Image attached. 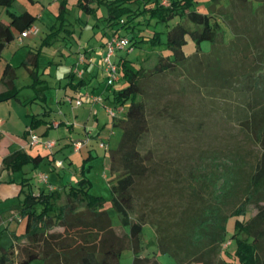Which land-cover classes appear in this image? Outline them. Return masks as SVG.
Listing matches in <instances>:
<instances>
[{
	"label": "trees",
	"instance_id": "obj_1",
	"mask_svg": "<svg viewBox=\"0 0 264 264\" xmlns=\"http://www.w3.org/2000/svg\"><path fill=\"white\" fill-rule=\"evenodd\" d=\"M169 1V6L163 7L160 0H77L79 9L89 15L95 16L100 7L105 9V14L97 18L104 24L102 35L126 39L127 52L139 43L149 44L152 49L164 45L161 33L151 28L179 19L166 31L168 53H153L156 57L152 67H137L124 58L113 60L119 80L111 103L114 107L126 102L129 105L124 119H113V126L120 127L122 136L117 149L108 150L110 205L119 216L120 227L127 232L112 225L104 210L105 201L89 193V180L82 173L80 180L64 192H40L37 196L25 192L18 212L24 232L13 236L16 244L2 249L0 264H31L36 260L43 264H119L125 249L132 252L131 264H159L157 254H169L177 264H264V88L256 80L262 83L260 77L251 83L253 86L247 84L242 95L248 99L235 109L238 128L256 151L247 154L249 159L233 160L229 186L218 199L204 198L203 186L189 191V181L173 166L174 162L158 159L153 151L142 149L149 131L144 81L173 72L189 61L182 51L188 35L197 46L208 41L224 54L221 18L192 10L194 0ZM234 1L243 5L249 2ZM14 2L0 0L9 19L8 24L0 21V55L15 35L36 20L28 11L10 12ZM38 55V50L29 51L21 62L31 78H36ZM199 62L205 63L203 59ZM16 68L10 64L4 68L0 82L6 90L0 93V102L17 98ZM226 82L227 76L217 69L204 84L231 87L225 86ZM82 83L79 80L70 85L78 89ZM41 123L33 117L30 129ZM44 158L18 151L5 157L2 164L15 173L28 164L36 167ZM183 183L189 196H183ZM20 185L23 192L24 184ZM248 208L256 213L251 216ZM230 217L236 219L235 233L227 237ZM144 225H150L156 236V253L151 255L142 254ZM227 242L229 246L222 248Z\"/></svg>",
	"mask_w": 264,
	"mask_h": 264
},
{
	"label": "rangeland",
	"instance_id": "obj_2",
	"mask_svg": "<svg viewBox=\"0 0 264 264\" xmlns=\"http://www.w3.org/2000/svg\"><path fill=\"white\" fill-rule=\"evenodd\" d=\"M92 6L96 7L95 4ZM192 10L223 20L220 26L224 54L218 53L220 51L215 50L208 41L197 46L188 35L182 51L189 61L173 72L144 81L143 101L149 131L143 140L142 149L144 152L153 151L158 159L174 162L173 166L189 181V191L203 186L204 194L201 195L215 200L229 186V178L235 168L233 160L245 158L248 153L256 151L239 130L235 109L243 99H248V96L242 95L247 84L253 86L251 83L260 77L262 83L256 80L264 88V0H249L245 5L234 0H194ZM9 11L15 14L28 11L36 17L33 26L38 30L37 35L24 38L21 42L16 38L2 50L3 58L17 67L15 89L18 101L22 102L21 106L15 103L20 112L19 126L24 121L29 123L26 114L37 115L46 121L55 120L57 124L68 121L66 124L72 126L70 128L63 124L59 128H49L47 134L42 135L46 124L41 123L31 130L40 137L41 143L32 147L29 153L35 155L39 151L46 156L58 148L56 144L60 138L63 142L70 143L89 138V146L83 147L79 152H73L68 147L66 155L72 160L76 175L83 173L89 180V193L105 201L104 210L112 225L127 232V229L120 227L119 216L110 205L108 150L117 149L122 130L113 126V119L107 114L108 108L114 111L118 109L111 103L112 92L118 86H108L103 74L107 37L102 35L104 24L97 18L105 14V9L100 7L93 16L79 9L77 0H15ZM0 20L8 22V16L2 7ZM178 21L177 18L167 25L158 24L151 28L161 33L160 40L164 45L152 49L149 44L139 43L128 52L125 50L128 48L126 45L124 49L114 53L111 61L115 57L124 58L137 67H152L156 57L153 53H168L165 46L166 31ZM232 33L239 37L235 38ZM30 48L32 51L38 50L39 54L36 78H31L21 67L26 51ZM98 49H101V56L96 54ZM89 54L94 58V63L88 66L79 64L80 57H88ZM200 59L205 63L199 62ZM217 69L227 76L228 84L225 86L231 87L223 89V83L204 84ZM78 70L82 73L80 77ZM80 79L84 81L80 84L81 94L93 93L102 98V103L76 106L75 99L69 103L68 97L73 94L69 83H76ZM128 105L127 102L123 104L124 112L115 120L124 119ZM45 111L46 114H43ZM27 135L30 136V133ZM45 142H54L56 147L49 151L44 148ZM101 143L108 150L100 148ZM90 149L93 158L87 159ZM63 157L56 154L58 161L63 162ZM246 159H249L248 156ZM248 161L252 162V158ZM24 167L26 171L29 170L28 176L34 185H38L40 174L45 175L48 183L63 185L62 180L49 168L47 158L35 168L30 164ZM182 185L183 196H189V191L185 190L186 183ZM248 209L251 216L256 213L252 208ZM18 210L17 200L0 204V248L9 247L12 231L22 230V224L17 225ZM10 215L14 217L9 219ZM235 220V217H230L226 222L227 237L235 233ZM141 236L142 254L156 253L154 229L150 225H144ZM221 256L226 260L225 254ZM132 258V252L125 249L121 253L119 264H131ZM156 260L159 264H177L169 254H157ZM31 264L43 262L36 260Z\"/></svg>",
	"mask_w": 264,
	"mask_h": 264
},
{
	"label": "crops",
	"instance_id": "obj_3",
	"mask_svg": "<svg viewBox=\"0 0 264 264\" xmlns=\"http://www.w3.org/2000/svg\"><path fill=\"white\" fill-rule=\"evenodd\" d=\"M2 23L8 24L9 19H8L7 23H4V22H2ZM109 38L110 37H107V41ZM8 46H9V44L6 46V48ZM104 46H101V47H104ZM29 51H32V49L30 48V50L26 51L25 57ZM100 51H101V49H98L96 54H99L101 56L102 54L100 53ZM88 56H90V54ZM90 57H92V55ZM6 64H10L12 67H15L11 61L3 58V52H1V55H0V78L2 76V73L4 71ZM90 64L86 63L84 65L88 66ZM86 66H84L85 69L87 68ZM80 80H82V79H80ZM70 83L72 85L73 84L75 85V83L72 81ZM72 85H70L71 88H72ZM14 86H15V81H14ZM5 90H6L5 86L2 85L0 82V93L5 92ZM71 91L73 94H72V96L68 97L69 103H71L72 100L79 98L81 93H82L81 92L82 90L80 88H78V89L72 88ZM88 93L91 95H94L93 93H90V92H88ZM105 98H108V96H106ZM15 103H18L20 105V103H22V102L18 101V98L0 102V204H5L7 202H11V201L13 202V201L17 200V203L19 204V210H20L21 203H22V200L24 198L25 192H29L32 195L37 196L40 192L47 193L50 191L47 189L46 184H43L42 182H40V180H39L38 185H36V184L34 185L31 182L30 177L28 176L29 170L26 171L25 167H23L19 172H15V173L10 172L8 169H6L3 166V164H2L3 159L5 157L15 153V152H18V151L24 152L31 157H35L37 155L44 156L39 151H37L35 155H31L29 153V150L32 149V147L28 144L29 143V136L27 135V132H29L31 130L30 129V123H31V120L33 117L42 120L43 123L46 124V129H45L44 133H42V135H46L47 130L49 128H52V129L59 128L60 125L66 124V123H68V121H65V122L60 121V123L57 124V122L55 120L46 121L44 118H38L37 115L26 114L25 117L29 118V123L26 124V121H24L19 126L20 112L18 110L19 108L17 106H15V105H17ZM23 104H25V103H23ZM43 114H46V111ZM67 127L71 128L72 126L67 125ZM22 128H23V131H20V130H22ZM20 132H22V133L19 134ZM56 145L58 146V148L54 151V153H52L51 155L47 154L44 157H45V159L47 158V164L49 165V168H51V171L58 177V179L60 181L62 180L63 185H61V186L58 184L54 185L52 183H48V184L53 188V190L51 192H53V191L64 192L67 190V188L69 186H74L77 183V181L80 180L82 175L81 174L78 176L76 175V171L73 169L72 160L66 155V149L68 147H69V150H70V148L73 150L72 143H70L69 141L63 142V139L60 138ZM56 145H55V147H56ZM87 146H89V143L85 147H87ZM73 152H75V151L73 150ZM57 153L64 156L63 162L61 160L60 161L56 160V154ZM91 158H93V155H92L91 149H90V150H88L87 159H91ZM52 159H54V162H51ZM55 162H60L61 168L55 167ZM39 163H38V165H39ZM30 165H32V164H30ZM32 166H33V168H35L34 165H32ZM64 173H66L67 175L63 176ZM64 178H66V180H64ZM20 183L24 184L23 185V192H20L21 187H22L20 185ZM19 210H18V212H19ZM6 212H8V211H6ZM6 212H4V213H6ZM18 212H16V214H17L16 215L17 225L22 224V230L21 231H16V230L12 231L11 244L15 243L13 241V236H19L24 232V221L19 217ZM13 217L14 216L10 215L9 219L10 218L12 219ZM23 242L24 241H22L21 243L23 244ZM2 249L3 248H0V253H1ZM7 249H3V250H7Z\"/></svg>",
	"mask_w": 264,
	"mask_h": 264
},
{
	"label": "built area",
	"instance_id": "obj_4",
	"mask_svg": "<svg viewBox=\"0 0 264 264\" xmlns=\"http://www.w3.org/2000/svg\"><path fill=\"white\" fill-rule=\"evenodd\" d=\"M170 1L169 0H160V4L163 7L169 6ZM38 30L34 27L31 26L30 28L26 29L20 34L15 35V39L19 42H21L24 38L30 37V36H35L37 35ZM14 39V40H15ZM126 39L112 36L108 39V41L105 44V48L107 50L106 57L103 60V74L107 78V85L108 86H114L118 83L119 80V75L117 72V67L114 64V62L111 61V58L114 56V53L118 50H122L126 47ZM86 63H94V58L86 55H82L79 59V64H86ZM78 76H81V71L78 70ZM76 106H80L83 103H91L92 105L102 103V98L98 96L91 95L89 93H84L81 94L79 98L75 99ZM118 109L116 111L107 109V114L112 118V119H119V116L124 112V109L122 106H117ZM30 136H29V145L31 147H34L38 144L41 143V139L38 135H35L32 133V131H29ZM89 143V138H86L84 141L81 142H75L72 143V148L75 152L80 151L83 147L88 145ZM100 148H103L104 150H108L107 147L104 145V143H101ZM55 147L54 142H45L44 148L51 151ZM55 167L61 168V163L60 162H55ZM39 180L43 184H46L47 189L49 191H52L53 188L48 184L47 179L45 175L40 174L39 175ZM229 242L223 244L222 248L226 249L229 246Z\"/></svg>",
	"mask_w": 264,
	"mask_h": 264
}]
</instances>
